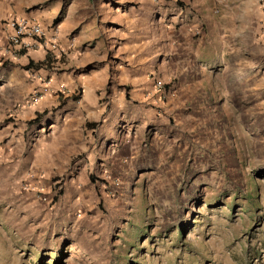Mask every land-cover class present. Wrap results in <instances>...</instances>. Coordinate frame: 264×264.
<instances>
[{
  "label": "rangeland",
  "instance_id": "obj_1",
  "mask_svg": "<svg viewBox=\"0 0 264 264\" xmlns=\"http://www.w3.org/2000/svg\"><path fill=\"white\" fill-rule=\"evenodd\" d=\"M114 1L0 0V34ZM3 52L21 54L0 41V264H264L263 71L172 75L169 61L142 94L110 79L97 105L66 92L35 110L31 64Z\"/></svg>",
  "mask_w": 264,
  "mask_h": 264
},
{
  "label": "crops",
  "instance_id": "obj_2",
  "mask_svg": "<svg viewBox=\"0 0 264 264\" xmlns=\"http://www.w3.org/2000/svg\"><path fill=\"white\" fill-rule=\"evenodd\" d=\"M179 1L168 0L172 10L165 0H115L112 6L89 11L70 7L53 26L57 33L48 28L51 23L45 26L34 17L46 31V42L55 35L62 45L66 56L60 72L48 65L47 43L17 56L2 55L31 64L30 83L36 91L30 101L35 110L66 92L81 94L73 101L81 108L97 105L94 94L110 79L142 94L153 74L168 71L165 63L169 61L177 63L172 75L189 70L195 77L202 72L212 77L234 67L252 69L256 76L264 72V0H185L193 9L187 40L182 39L181 15L189 9H183ZM4 29L0 41L6 45L13 29ZM187 53L196 65L191 69L182 65L181 70ZM55 60L59 64L62 58Z\"/></svg>",
  "mask_w": 264,
  "mask_h": 264
},
{
  "label": "built area",
  "instance_id": "obj_3",
  "mask_svg": "<svg viewBox=\"0 0 264 264\" xmlns=\"http://www.w3.org/2000/svg\"><path fill=\"white\" fill-rule=\"evenodd\" d=\"M7 27L13 29V33L8 36V42L10 47L17 52L35 49L45 43L46 31L34 18H15ZM156 88L160 91H164L165 83L158 80L156 82Z\"/></svg>",
  "mask_w": 264,
  "mask_h": 264
}]
</instances>
